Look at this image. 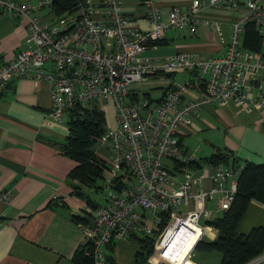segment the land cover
Returning <instances> with one entry per match:
<instances>
[{
	"label": "built area",
	"instance_id": "1",
	"mask_svg": "<svg viewBox=\"0 0 264 264\" xmlns=\"http://www.w3.org/2000/svg\"><path fill=\"white\" fill-rule=\"evenodd\" d=\"M125 1L79 0L59 16L40 17L36 11L49 9L52 0L37 5L0 0L1 12L26 24L24 47L0 60V90L28 77L47 82L49 116L56 121L78 105L102 109L112 102L114 124H107L97 144L107 155L104 202L87 223H79L93 264H105V250L117 240L140 235L154 239L151 258L159 263L192 264L190 253L207 222L230 207L240 168L196 158L180 137L191 131L205 106L233 103L247 113L264 112V60L241 45L247 23L264 40V0L244 1V15L231 23L223 53L210 58L197 51L149 53L167 30H194L202 0H192L186 10L170 8L165 19L155 0H139L153 25L149 31L128 23ZM237 1L210 3L236 8ZM209 24L221 37L220 25ZM178 73L188 76L179 82L173 78ZM151 80L157 81L154 86ZM10 197V190H0V203ZM194 233L191 248L180 258L182 241Z\"/></svg>",
	"mask_w": 264,
	"mask_h": 264
},
{
	"label": "crops",
	"instance_id": "2",
	"mask_svg": "<svg viewBox=\"0 0 264 264\" xmlns=\"http://www.w3.org/2000/svg\"><path fill=\"white\" fill-rule=\"evenodd\" d=\"M14 1L37 5L41 0ZM155 1L161 18L165 19L170 8L186 10L192 0ZM202 1L201 17L194 30H167L162 44L149 53L197 51L205 58L221 55L231 35V23L245 12V0L237 1L236 8ZM49 10L40 8L36 13L46 17ZM122 11L128 16V23L140 31L153 28L139 0L125 1ZM203 19L207 20L205 24L201 22ZM209 22L220 25L221 37ZM25 39V20L0 11V60L11 59L24 47ZM182 74L186 79L188 74ZM51 107L49 86L43 80L18 79L0 90V190L11 191L9 201L0 203V264H76L73 256L84 240L79 223L71 215L81 212L87 215L91 209L86 210L89 206L72 193L76 183L68 174L76 163L60 151L68 134L67 116L63 121L53 120L49 116ZM242 112L245 111L233 103L205 106L192 122L191 131L180 137L183 147L200 160L217 148H227L240 160L264 162V112L254 110L245 117ZM96 153L102 159L106 155L98 145ZM58 197L66 208L51 203ZM250 204L255 211L260 208L258 214L264 211V205L255 201ZM259 219L258 224L263 225L264 216ZM216 235L217 230L207 224L202 238L212 240ZM138 249L137 241L122 239L105 252L110 251L114 264H136ZM211 253L217 252H197L193 247L189 258L192 264H218L220 254ZM140 264L161 263L150 254Z\"/></svg>",
	"mask_w": 264,
	"mask_h": 264
},
{
	"label": "trees",
	"instance_id": "3",
	"mask_svg": "<svg viewBox=\"0 0 264 264\" xmlns=\"http://www.w3.org/2000/svg\"><path fill=\"white\" fill-rule=\"evenodd\" d=\"M77 1L79 0H52L49 13L51 16H59L74 8ZM162 42L159 40L156 43L161 45ZM241 45L259 54L264 60L262 37L257 33L253 23L244 25ZM65 123L68 134L65 142L60 145V151L76 163L68 174V178L76 183L72 187V193L93 210L98 204L88 194L81 192L80 188L93 187L95 191L100 188L96 184L103 177L106 162L96 153V145L104 135L108 122L104 111L93 104L87 107L78 105L71 109L67 113ZM201 160L211 164L237 165L240 169L237 190L230 207L207 222L217 230L216 237L212 240L200 239L194 250L219 253L218 264H248L264 254V224L251 228L247 233H238V227L250 202L255 201L264 205V162L240 160L227 148L223 150L217 148L209 157ZM51 203L67 207L60 197L53 199ZM91 214L90 211H87V215L83 212L72 214L71 219L76 223H87ZM160 226L162 227L163 223ZM132 239L139 245L136 264L146 262L152 253L154 239L147 235L132 236ZM111 246L108 249L111 250ZM109 252H105V264H114ZM73 260L76 264H93L92 256L87 254L85 244L78 247ZM258 264H264V259Z\"/></svg>",
	"mask_w": 264,
	"mask_h": 264
},
{
	"label": "rangeland",
	"instance_id": "4",
	"mask_svg": "<svg viewBox=\"0 0 264 264\" xmlns=\"http://www.w3.org/2000/svg\"><path fill=\"white\" fill-rule=\"evenodd\" d=\"M244 14L240 15L239 17L243 16ZM238 18V17H237ZM184 77H185V74H177L176 76H174V79L181 82L184 80ZM151 85L154 86L156 84V80H151ZM102 109L104 110V113H105V117H106V120L107 122L110 124V125H113L114 124V107H113V104L111 101H108L104 108L102 107ZM243 113V112H242ZM249 114H245V112L243 113L242 117H245V116H248ZM197 147V145H196ZM105 174H103V178H100L98 181H97V186H99L100 188L97 189V191L94 190L93 187L89 188V187H81L80 190L81 192L85 193V194H88L92 200H94L98 205L99 204H102L104 202V195L106 193L105 191V188L103 187L104 186V178H107L108 177V173L106 172V170L104 171ZM218 197L215 196V199H217ZM215 201V200H214ZM212 202H209V205L210 207H212ZM91 208L87 207L86 210H90ZM259 209L260 208H257L256 211L253 207L252 204H249L245 214H244V217L238 227V233H247L251 227L253 226H257L259 225L258 221L260 220L259 218H261L262 216H264V211L263 212H260L259 213ZM92 211V209H91ZM259 215V217H258ZM207 239V238H206ZM211 254H218V253H211ZM219 255V254H218Z\"/></svg>",
	"mask_w": 264,
	"mask_h": 264
},
{
	"label": "bare ground",
	"instance_id": "5",
	"mask_svg": "<svg viewBox=\"0 0 264 264\" xmlns=\"http://www.w3.org/2000/svg\"><path fill=\"white\" fill-rule=\"evenodd\" d=\"M197 232H198V230H197ZM197 234L194 233L189 239H186V240L182 241V243L184 242V247H183V249H182V251L180 253V258L184 257L186 252L191 248V246L193 244V241H194L193 239H194V237L197 236ZM175 240H178V236L175 237Z\"/></svg>",
	"mask_w": 264,
	"mask_h": 264
},
{
	"label": "water",
	"instance_id": "6",
	"mask_svg": "<svg viewBox=\"0 0 264 264\" xmlns=\"http://www.w3.org/2000/svg\"><path fill=\"white\" fill-rule=\"evenodd\" d=\"M263 124H264V121H263ZM263 259H264V256L261 257V258L258 259V260H253V261L249 262L248 264H258V263H260Z\"/></svg>",
	"mask_w": 264,
	"mask_h": 264
}]
</instances>
